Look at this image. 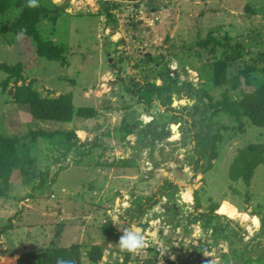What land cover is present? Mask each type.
<instances>
[{
    "label": "rangeland",
    "instance_id": "1",
    "mask_svg": "<svg viewBox=\"0 0 264 264\" xmlns=\"http://www.w3.org/2000/svg\"><path fill=\"white\" fill-rule=\"evenodd\" d=\"M138 1L135 8L133 0H44L43 3L50 8L59 6V15L55 23L43 18L38 25L45 37H51L63 46L67 57V65L64 66L38 58L31 39L24 34L8 33L0 37V62H20L23 75L27 80H35L34 86L42 96L55 97L70 92L76 107L94 106L99 110L96 118H75L70 123L36 120L27 105L19 106L20 112L17 110L12 118L9 117L10 124L4 125L0 115V132L11 137L26 135L29 129H73L86 145L94 140L97 142L81 164L72 159L75 151L69 158L61 159L63 165L68 163L67 168L58 172L48 195L39 190L35 198L22 200L37 179L31 178L32 169L28 167L27 175L19 170L11 173L9 194L0 198V227L10 225L7 233L0 237V264L8 258H12L10 264H13L15 256L25 251L72 243L82 245L84 264H92L86 256L92 244H100L103 249V257L96 264H123L124 250L119 248L117 239L105 242L101 226L106 222L114 227V231L123 233L121 224L116 223L122 220L121 209L127 201L132 206L127 208L129 211L133 209L136 212V205L145 208L142 219L144 213L151 209L156 210V218L160 222L170 220L166 234L156 239V245L161 244L164 249L162 256H157L156 264H168V260L174 262L179 259L184 264H203L198 260L204 246L209 247L210 253H202L208 264L216 262L213 258L219 252H232L233 249L235 253L225 264H264L261 225L254 226L252 221H247V212L255 213L258 222L264 215V163L255 168L249 186L241 179L231 181L227 174L238 149L248 143H264V127L242 118L244 130L240 132L232 128L237 125L232 118L220 115L217 119L229 129L221 130L223 141L217 144L218 156L212 161V167L202 173L201 168L206 162L203 159L201 168L195 170L192 157L193 136L200 129L197 114L192 111L193 102L199 98L197 94L201 90H205L213 100L219 99L224 90V86L212 83V64L221 57V48L216 47L209 52L208 48L198 47L195 42L208 33L221 41L225 35L229 36L231 43L239 41L245 51H250L241 60L230 64L228 72H234L246 61L251 63L250 58L257 57L258 50H264V0ZM148 7H154L156 14L148 17L145 13ZM133 9L138 11L136 16H140L150 33L141 32L140 26L136 41L129 38L126 42L122 37L125 34H122V27L113 23L112 16L119 11L123 16L134 12ZM18 12L7 11L0 18V24H8ZM155 17L156 25L149 19ZM138 39L142 41L141 52L153 56L156 64L149 79L143 71L134 78L130 76L141 71L138 66L131 68L127 64L142 55L136 51ZM4 76L0 72V80ZM259 76L255 72L251 78L259 82ZM151 78H157L156 82ZM164 81L172 84L169 104L162 103L156 93V86ZM243 88L252 89L245 85ZM150 93L156 94V97L152 95L151 103ZM7 98L0 87V108L6 109L3 103ZM186 103L188 105L183 108ZM124 104L129 109H124ZM7 110L15 109L3 112ZM180 113L181 117L176 116ZM124 119L133 121L131 125L136 126V130L125 140H120L119 126ZM163 128L164 134L160 136ZM148 129L156 133L145 134ZM139 136L142 141L138 140ZM61 139L55 136L52 142ZM37 142L26 150L27 153L37 158L35 165L38 170H44L47 164L55 170L57 165L51 160L56 153L51 150L53 143L43 138H38ZM19 152H23V148H19ZM122 159H135L136 164L133 167L120 166ZM109 163L111 165H107ZM168 181L177 186L172 187ZM152 185L156 187L155 192L151 190ZM193 190L197 191L196 196ZM194 197L203 207L227 202L237 209L235 218L239 221L217 210V214L225 217L216 221L225 227L224 232L214 233L200 220L189 224L187 215L177 226L181 233L176 238L173 236L175 221L166 211L170 213V206L174 205L177 210L187 212L189 204L194 205ZM131 199L136 210L129 203ZM135 214L136 217L139 215ZM250 216L253 217L252 214ZM132 223L131 220L124 227ZM158 224L156 220V232ZM185 224L191 226V233L184 231ZM248 225L252 232L247 229ZM222 238L229 241L222 242ZM171 248L175 253L170 252ZM139 255L144 258L146 254ZM131 257L134 258L135 253Z\"/></svg>",
    "mask_w": 264,
    "mask_h": 264
},
{
    "label": "trees",
    "instance_id": "2",
    "mask_svg": "<svg viewBox=\"0 0 264 264\" xmlns=\"http://www.w3.org/2000/svg\"><path fill=\"white\" fill-rule=\"evenodd\" d=\"M43 1L38 0V7H29L28 0H0V18L9 10H19L18 14L8 24L4 22L0 24V37L8 33L12 35L24 34L31 39L38 58L59 62L63 66L67 65V57L63 46L55 42L51 37H45L38 25L43 18H48L49 21L55 23L60 8L59 6L50 8ZM247 9H249L248 5ZM248 11L251 10L249 9ZM195 45L208 48L209 52H213L216 47L221 48V57L214 60L212 64V83L214 86H224V90L221 92L219 99L213 100L212 96L205 90H201L197 94L199 98L193 102L192 111L197 114V120L200 124V129L193 136L195 141L192 156L193 164L195 170H197L203 165L200 162L204 159L206 162L201 168L202 173H204V171L212 167V161L218 156L217 144L223 141L221 130L229 129L217 117L225 115L232 118L237 123L232 128H237L240 132L244 130L242 118L248 119L255 126L264 127V50H258L256 52L257 57L250 58L252 59L250 60L251 63L246 61L245 64L238 67L234 72H228L230 64L241 60L250 51L249 49L245 51L241 42L231 43L230 37L226 35L224 36V41H221L219 38L208 33L205 38L197 40ZM0 72L5 74L0 80L1 92L7 94V100L10 102L20 106L27 105L31 116L36 120L70 123L75 118L91 119L99 116V110L94 106L76 107L73 104L70 92L61 93L55 97L42 96L34 86L35 80H27L23 75V67L20 62L14 64L0 62ZM255 72L260 75L259 82H254L251 78ZM243 85L252 87V89L249 91L245 90ZM172 92V84H169L167 81H164L158 87L156 86L157 97L164 104L171 103L170 97ZM231 92L235 94L231 95ZM149 95V99L151 98L149 102H151L153 96L156 97V94L153 95L150 93ZM187 105L186 103L182 107L185 108ZM15 113H17L15 110L3 112L1 115L3 124H10L8 122L9 117L12 118V114ZM181 115V113L179 115L176 114V116L180 117ZM132 122H129L127 119L121 121L119 126L120 140H125L127 135L136 130V126L131 125ZM164 131L165 128H163L159 135L162 136ZM145 132V134L151 132L156 133L152 129L145 130ZM55 136H60L62 139L52 142ZM38 138L47 139L53 143L51 150L56 153L52 156L51 160L52 163L57 165L55 170L48 164L45 165L44 170H38L35 165L37 158L31 156L29 152L27 153L26 150L33 146L38 141ZM138 140L142 141V137L139 136ZM96 146V140L86 145L85 142L76 136L75 130L73 129L54 131H46L42 128L29 129L26 135H15L13 137L0 132V198H4L9 194L10 175L13 170L17 169L21 174L27 175V167L32 169L31 178H35L37 181L31 185L30 192L22 200L35 198L36 191L39 190L41 192L44 190L48 195L51 193V186L54 184L58 172L67 168L68 163L63 165L61 159L69 158V155L75 151V157L73 155L72 159H74L73 161L75 163L81 164L84 156H88L91 149ZM19 148H23V152L20 153ZM262 163H264V143H248L238 149L236 155L233 157L228 166V177L231 181L241 179L245 185L249 186L255 168ZM135 164V159H122L119 162V165L124 167H133ZM107 165L111 164L109 163ZM168 183L172 187H176L170 181ZM194 195H197L196 190L194 191ZM147 199L149 200L150 198ZM194 201L195 207H199L198 199L195 198ZM218 208L219 205L213 203L208 204L205 212H199L195 208L194 213L190 214L192 217L189 218L188 216L189 224L200 220L206 229H210L214 233L223 231V224L216 221V219L225 216L216 213ZM177 209L176 206L171 205V212L166 211L167 214H171V217L175 221L173 229H176L181 219L187 216H184L182 213L179 214L181 210ZM142 211L143 207L139 205V212ZM251 214L256 215L253 212ZM249 219L250 216L248 215L247 221ZM169 222L170 220H165L163 224L168 225ZM260 225L261 234H264V215L260 217ZM185 226L186 224L184 225V231L187 228ZM9 227L10 225L0 227V237L7 233ZM142 228L143 226L140 227V229ZM101 231L105 235V242L111 241L112 239L119 241L123 234L121 232H115L114 227L109 223H103ZM81 248V244L72 243L69 246H50L29 250L17 254L13 264H56L58 257L72 258L75 264H84L81 257ZM170 252L175 253V250L171 248ZM131 254L127 251L123 252V264H156L157 262L158 251L154 248H150L147 256L144 258H139L138 256L132 258ZM86 256L90 263H98L103 257L102 246L100 244L90 245L86 251ZM11 260L12 258L6 259L4 264H10ZM221 260L216 264H225L224 262H220ZM167 262L168 264H184L181 259L174 262L168 260ZM204 264L208 263L205 261Z\"/></svg>",
    "mask_w": 264,
    "mask_h": 264
},
{
    "label": "flooded vegetation",
    "instance_id": "3",
    "mask_svg": "<svg viewBox=\"0 0 264 264\" xmlns=\"http://www.w3.org/2000/svg\"><path fill=\"white\" fill-rule=\"evenodd\" d=\"M137 1L138 0H133V3H132L135 8L138 7L137 6L138 4H136V3H139V1L138 2ZM155 10L156 9L154 7H148L147 12H145V13L147 14L148 17H150L151 15L156 14ZM133 11L134 12H127L126 15H123V16L121 15L122 11H119L118 14H115L114 16H112V19H113L112 21H113V23H116L119 28L122 27V29H121V31H123L122 34L125 33V34H123L122 37H124L125 40L131 38V40L136 41V37L138 35V31L140 29V26L142 27L141 32L143 31L146 33H150V30H149V27L147 25H145V23H143L140 16H136L138 11L135 12V9H133ZM107 13H109V11H107ZM119 15L121 16V18ZM109 17H110V15H109ZM149 19H151L152 23H154L156 25V17L155 18H149ZM127 31L129 33H127ZM126 42H127V40H126ZM137 42H139V45L136 46V51H137V53H139V55L140 54H142V55L137 60H135V62L133 60H129L127 64L131 68L138 66L141 71H138V72H140L138 74H134V75H130V76L134 78L135 76L140 75L143 71V75L146 77V79H149L150 78L149 74L152 75L153 71H155L156 64L153 61L154 57L151 56L150 54L148 55V53H146L144 51L141 52V50L143 49V47L141 46L142 41L138 39ZM150 64H154V65L149 66ZM162 76H164V75H161V77ZM150 80L156 82L157 78H151ZM121 97L123 98L124 96H121ZM123 108L129 109V106L124 104Z\"/></svg>",
    "mask_w": 264,
    "mask_h": 264
},
{
    "label": "crops",
    "instance_id": "4",
    "mask_svg": "<svg viewBox=\"0 0 264 264\" xmlns=\"http://www.w3.org/2000/svg\"><path fill=\"white\" fill-rule=\"evenodd\" d=\"M1 105V104H0ZM3 106H5L6 107V109H15L16 111L18 110L19 112H20V110H19V106L20 105H18V104H15V103H13V102H10L9 100H6V101H4V103H3ZM4 108H0V115H2V112L4 111V110H6V109H4ZM1 110H3V111H1ZM17 111V112H18ZM82 130V129H81ZM28 131V130H27ZM82 131H84L85 133H86V131L85 130H82ZM22 135H24V134H22ZM83 141V140H82ZM84 142V141H83ZM86 143V142H85ZM34 145H36V144H33V146ZM30 155H31V153H30ZM182 156H183V154H182ZM14 170H17V169H14ZM13 170V171H14ZM177 186V185H176ZM151 190L153 191V192H155V190H156V187L154 186V185H152L151 186ZM181 192H184V191H181ZM138 194H140V193H138ZM193 194H194V190H193ZM125 198V197H124ZM129 203H131V205H133V207L135 208V210H136V206H137V213L138 214H140V212H139V208H138V205H134V203H133V201H132V199L131 200H129ZM181 203V200H180V202H179V204ZM184 205H185V203L184 202H182ZM194 203V205H191V204H189L190 206L188 207V209H187V212L186 211H183V210H181V212L179 213V214H184L185 215V213H186V215H188L189 216V218L190 217H192L190 214L191 213H194V210H195V208H196V210H198L199 212H203V211H205L206 210V207L208 208V205L207 206H205V207H203L200 203H199V207H195V201L193 202ZM128 204V201H127V203H126V205ZM122 205H124V203L122 204ZM204 209H203V208ZM126 208V206H123L122 207V209H121V216H122V220L120 221V224H121V226H123L124 227V225H126V224H130V221H129V219H132V221L134 220V219H136L137 217H139V216H137L136 217V214H133V212H131V214H130V211L129 210H127V209H125ZM185 208H186V205H185ZM133 210V209H132ZM131 210V211H132ZM134 210V211H135ZM220 213H222V214H224V215H226L227 217H229V218H232V219H237V218H235V212L237 211V209L235 208V207H232L231 205H229V204H227V202L225 203V201H223L220 205H219V208L217 209ZM216 210V211H217ZM188 211H189V213H188ZM135 212V213H136ZM243 212H247V211H243ZM248 213V212H247ZM251 213L252 212H250L249 213V215H251ZM178 214V215H179ZM253 217H251V219L250 220H248V221H252V223H253V225L254 226H258V223H260V222H258L259 220H257V218H256V215H252ZM187 217V216H186ZM126 220H125V219ZM188 218V219H189ZM238 220V219H237ZM199 221V220H198ZM239 221V220H238ZM140 222V218L139 219H136V221H135V223H139ZM247 222V221H246ZM257 223V224H256ZM222 224V223H221ZM131 225H133V223L131 224ZM190 225H188V224H186V226H185V228H186V232H188V233H191V226L189 227ZM198 226H199V224H198ZM223 226L225 227V224H223ZM235 226V225H234ZM240 226V225H239ZM189 227V228H188ZM236 227V226H235ZM247 229L249 230V231H251L252 232V230H251V227L248 225L247 226ZM115 232H118V231H115ZM193 232H196V231H193ZM223 232H224V230H223ZM234 232H236V231H234ZM197 233V232H196ZM230 238V237H229ZM224 241H226V242H228L229 241V239H226V238H222V242H224ZM231 243H233V241L231 242ZM71 245V244H70ZM69 246V245H68ZM234 250V249H233ZM233 250H232V252H228V251H222V252H219V255L218 256H215L213 259L216 261L214 264H216V263H219V260H221V259H223V260H221L220 262H224V263H226V261L228 260V258L231 256V255H233ZM252 250V249H251ZM210 253V252H209ZM225 255H226V258H225ZM207 262V261H206Z\"/></svg>",
    "mask_w": 264,
    "mask_h": 264
},
{
    "label": "built area",
    "instance_id": "5",
    "mask_svg": "<svg viewBox=\"0 0 264 264\" xmlns=\"http://www.w3.org/2000/svg\"><path fill=\"white\" fill-rule=\"evenodd\" d=\"M150 206V205H149ZM130 206L127 204L126 205V208H129ZM151 207V206H150ZM149 207V208H150ZM132 206L129 208L131 209ZM147 208V209H149ZM146 209V210H147ZM128 210V209H127ZM143 210H145V208L143 207ZM131 211V210H130ZM133 212V211H131ZM133 214H135V212H133ZM142 215H143V212H141L137 217L136 219H139L140 218V222L139 223H135L136 219L133 220V224H135L137 227L140 225H142L144 227V229L142 230L143 234H144V237H145V240H146V247H144L143 249L139 250L138 252L135 253V256H138L140 257L139 254L141 255H144L146 254L144 257L147 256V253H148V250L150 248H154L156 251H158V256H162L161 253L163 252L164 253V249H162V245L159 244V245H156L157 244V241L156 239L161 237V234H166V229L170 226L169 224L168 225H165L162 223V221L160 222L159 219L156 218V210H151L149 212H145L144 213V216H143V219H142ZM125 219V218H124ZM126 220V219H125ZM131 220L132 219H129L130 223H131ZM156 220L158 221V230L156 232ZM106 223V222H105ZM174 230V235L176 238L180 237V236H177L181 233V230L179 229V227H177L176 229H173ZM198 245V244H197ZM167 249H169L167 247ZM209 247L208 246H204V251L202 250L201 254H200V258L198 260V262H202L203 264L205 263V259L206 257H203L202 256V253L203 252H209ZM165 257L167 259V255L165 254ZM165 259V260H166ZM207 263V262H206Z\"/></svg>",
    "mask_w": 264,
    "mask_h": 264
},
{
    "label": "clouds",
    "instance_id": "6",
    "mask_svg": "<svg viewBox=\"0 0 264 264\" xmlns=\"http://www.w3.org/2000/svg\"><path fill=\"white\" fill-rule=\"evenodd\" d=\"M28 6L29 7H38V0H28ZM120 224V223H116ZM142 225L139 224L137 227L136 225H127L126 227H121V230L123 234L121 235L118 246L121 250L130 252V253H136L139 250L146 247V240L144 237V234L142 230L140 229ZM141 258V257H140ZM123 263V256H122V262ZM56 264H75L74 259L72 258H65V257H58L56 259ZM211 264V262H209Z\"/></svg>",
    "mask_w": 264,
    "mask_h": 264
},
{
    "label": "bare ground",
    "instance_id": "7",
    "mask_svg": "<svg viewBox=\"0 0 264 264\" xmlns=\"http://www.w3.org/2000/svg\"><path fill=\"white\" fill-rule=\"evenodd\" d=\"M248 215H249V214H248ZM249 216H250V215H249ZM250 219H251V217H250ZM250 219H249V220H250Z\"/></svg>",
    "mask_w": 264,
    "mask_h": 264
},
{
    "label": "water",
    "instance_id": "8",
    "mask_svg": "<svg viewBox=\"0 0 264 264\" xmlns=\"http://www.w3.org/2000/svg\"><path fill=\"white\" fill-rule=\"evenodd\" d=\"M134 126V125H133Z\"/></svg>",
    "mask_w": 264,
    "mask_h": 264
}]
</instances>
